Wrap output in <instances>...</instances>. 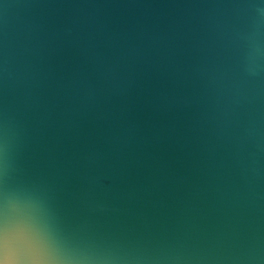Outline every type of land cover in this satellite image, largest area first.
<instances>
[{
	"label": "water",
	"instance_id": "1",
	"mask_svg": "<svg viewBox=\"0 0 264 264\" xmlns=\"http://www.w3.org/2000/svg\"><path fill=\"white\" fill-rule=\"evenodd\" d=\"M250 2L0 0L10 186L86 239L264 264V80L224 99Z\"/></svg>",
	"mask_w": 264,
	"mask_h": 264
},
{
	"label": "clouds",
	"instance_id": "2",
	"mask_svg": "<svg viewBox=\"0 0 264 264\" xmlns=\"http://www.w3.org/2000/svg\"><path fill=\"white\" fill-rule=\"evenodd\" d=\"M244 28L232 38L243 71L226 85L225 103L240 82L264 80V0H251ZM17 135L8 113L0 112V264H189L164 250L100 243L68 231L59 221L47 190L39 184L10 186L17 172Z\"/></svg>",
	"mask_w": 264,
	"mask_h": 264
}]
</instances>
